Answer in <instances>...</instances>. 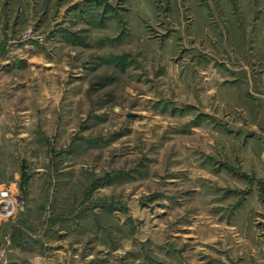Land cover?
Segmentation results:
<instances>
[{
    "label": "rangeland",
    "instance_id": "1",
    "mask_svg": "<svg viewBox=\"0 0 264 264\" xmlns=\"http://www.w3.org/2000/svg\"><path fill=\"white\" fill-rule=\"evenodd\" d=\"M8 1L0 231L40 205L55 264H256L227 252L208 177L264 71V0Z\"/></svg>",
    "mask_w": 264,
    "mask_h": 264
},
{
    "label": "crops",
    "instance_id": "2",
    "mask_svg": "<svg viewBox=\"0 0 264 264\" xmlns=\"http://www.w3.org/2000/svg\"><path fill=\"white\" fill-rule=\"evenodd\" d=\"M6 1L8 5V0H0V13ZM12 1L14 8L17 0ZM255 77L256 82H250L252 86L241 94V103H225L230 111H236L240 123L230 118L232 127L223 151L225 165L223 170L212 168L215 176L208 178L215 189L210 197L219 208L216 214L222 215L225 223L227 252H240L246 262L264 264V71ZM34 210L43 212L40 205L27 207L22 221L13 218L7 231H0V264H55L51 246L40 234V216L27 217ZM203 212L200 209L199 215ZM53 222V217H48L44 228L50 229Z\"/></svg>",
    "mask_w": 264,
    "mask_h": 264
},
{
    "label": "built area",
    "instance_id": "3",
    "mask_svg": "<svg viewBox=\"0 0 264 264\" xmlns=\"http://www.w3.org/2000/svg\"><path fill=\"white\" fill-rule=\"evenodd\" d=\"M13 205L14 203L10 191L6 188H2L0 190V217L3 218L10 215Z\"/></svg>",
    "mask_w": 264,
    "mask_h": 264
}]
</instances>
